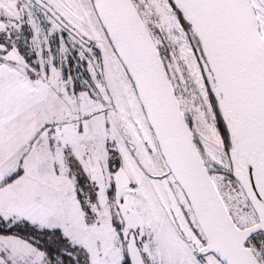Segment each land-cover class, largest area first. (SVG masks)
Segmentation results:
<instances>
[{
  "label": "snow or ice",
  "instance_id": "1",
  "mask_svg": "<svg viewBox=\"0 0 264 264\" xmlns=\"http://www.w3.org/2000/svg\"><path fill=\"white\" fill-rule=\"evenodd\" d=\"M0 264H264V0H0Z\"/></svg>",
  "mask_w": 264,
  "mask_h": 264
}]
</instances>
